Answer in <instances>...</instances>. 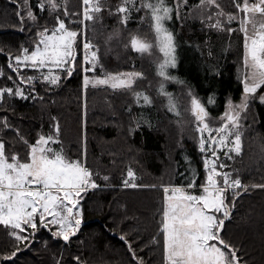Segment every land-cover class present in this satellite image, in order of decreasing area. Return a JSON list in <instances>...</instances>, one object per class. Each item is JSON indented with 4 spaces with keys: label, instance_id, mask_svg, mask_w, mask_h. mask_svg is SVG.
Returning a JSON list of instances; mask_svg holds the SVG:
<instances>
[{
    "label": "trees",
    "instance_id": "trees-1",
    "mask_svg": "<svg viewBox=\"0 0 264 264\" xmlns=\"http://www.w3.org/2000/svg\"><path fill=\"white\" fill-rule=\"evenodd\" d=\"M39 2L27 0L36 17L33 21L27 17L24 0H0V88L15 91L19 87L26 97L6 93L0 100V139L6 153L26 159L39 136L52 135L56 140L53 147L62 149L69 160L85 162L98 187L81 193V224L67 242L38 226L30 243L17 244L10 229L0 225V264H77L75 257L83 264H140L138 258L143 264H165L162 186L187 185L195 174L196 188L192 190L199 194L206 176L205 154L197 121L189 111L188 92L205 106L212 130L220 127L229 101L236 104L243 97L244 36L241 34L240 41L229 38L225 18L228 13L238 14L234 5L240 0L219 2L225 14L222 28L213 26L216 18H208L214 11L196 7L199 0H187L178 14L177 0H166L173 8L166 26L173 33L181 63L177 70L168 68L176 79L163 83L176 111L169 110L168 98L160 92L157 65L163 54L146 9L132 10L123 23V14L116 13L122 0H102L96 22L91 26L87 21L86 27L85 21L80 23L82 0H66L67 16L65 0H57L61 8L55 12H49L47 5L40 10ZM140 3L136 0L137 7ZM57 16L79 35L72 75L63 71L58 85H51L41 78L45 70L21 67L17 71L14 57L21 54L22 47L34 50L37 33L52 30ZM137 32L155 44L158 57L134 51L130 41ZM85 41L99 51L97 69L102 72L97 75H141L130 88L89 85L85 89L83 77H93L91 71H83L92 67L83 60ZM29 77L34 82L25 84ZM135 93L142 94L139 103ZM143 95L150 98V104L143 102ZM5 118L8 127L3 126ZM241 135V153L218 159L226 165L222 171L239 177L247 188L238 190L234 199L227 193V201L234 206L221 236L235 246L242 264H264V187H259L264 185V103L258 96L242 113ZM129 168L135 173L136 188L123 186ZM104 176L109 179L105 181ZM16 247L20 250L15 256L3 259Z\"/></svg>",
    "mask_w": 264,
    "mask_h": 264
},
{
    "label": "snow or ice",
    "instance_id": "snow-or-ice-1",
    "mask_svg": "<svg viewBox=\"0 0 264 264\" xmlns=\"http://www.w3.org/2000/svg\"><path fill=\"white\" fill-rule=\"evenodd\" d=\"M26 7L27 0H24ZM187 3V0H183ZM83 20L92 21L96 14L100 13L103 5L100 0H82ZM47 5L49 12H55L61 8L57 0H41L37 4L40 10ZM215 6L218 10L217 17L225 16L220 10L216 0H199L196 7ZM180 0H177L176 12L179 13ZM234 7L238 13L226 15V22L239 20V31L244 34V66L243 97L240 103L233 104L229 101V110L224 113V122L216 131L219 136H212L209 124L206 122L208 112L203 104L188 92L190 98L189 111L197 121L196 131L200 133V148L204 151L206 140L204 132L210 133L208 140L219 148H227L224 153H241L240 114L248 107L250 100L257 98L264 103V94L258 95V90H264V0H240ZM147 10L150 16L152 28L155 33L157 47L162 58L157 65V73L162 78L160 92L168 98L169 110L176 111V105L170 93L164 89L163 81L175 80L176 77L168 73V68L176 66L175 39L173 33L166 26V22L172 19L173 8L166 0H141L137 7L136 0H122L116 7V13L123 14L121 20L127 22L130 11ZM64 14L68 11L65 6ZM27 17L35 20L33 11L28 7ZM18 18L23 22L24 17L18 13ZM211 19V17H208ZM57 24L52 29L44 28L37 33L38 42L34 50L21 48V54L14 57L17 71L21 67L49 69L48 74L42 75V79L51 85H58L60 76L52 72V68L62 69L68 76L72 75L75 63V47L79 33L65 25L64 20L56 17ZM222 28L223 22L217 19L213 25ZM229 31L233 29L229 28ZM131 46L137 52H149L152 44L138 36L131 37ZM85 64H91V68L85 67L83 71L95 70L98 61L97 52L93 45L85 41L83 43ZM2 51V50H0ZM3 73L0 72V75ZM140 73L107 74L104 78L83 77V86L86 89L91 83L110 84L113 89L130 88L133 77ZM11 79V77H9ZM23 80L24 78L21 77ZM32 78H28L31 83ZM16 95L22 98L25 93L16 88H0V100L5 94ZM141 93H135L136 102H140ZM143 102L150 104L151 100L143 95ZM213 101L209 99V103ZM179 113L177 112V115ZM3 126L8 127L7 119ZM56 132H59L56 126ZM231 137V139H230ZM56 140L52 135H41L30 145L27 158L21 159L18 154L6 153L3 139H0V225L10 229L9 235L17 244L30 243L35 236L38 226H42L51 232L53 237H59L67 242L78 231L82 209L79 207L81 193L88 189L97 188L93 179V172L82 160L67 159L62 149L52 147ZM212 155L216 156L213 149ZM231 158V156H229ZM226 165L216 159H205L204 168L206 176L199 186L200 192L196 194L192 189L196 188L195 174L189 183L184 186H162L163 207L161 231L163 236L165 264H242L234 245L227 242L221 232L224 229L225 220L231 215V207L227 201V193L231 189L233 199L239 195L238 189L246 186L239 177L233 178L230 173L222 171ZM107 181L109 178L104 176ZM123 186L136 188L135 173L131 168L127 171V178L123 180ZM259 187H264L260 185ZM52 226H55L53 231ZM123 239V237H121ZM131 250V245H129ZM20 249L16 247L10 255L3 259L8 260L16 255ZM133 256L135 253L133 252ZM77 264H83L79 257L74 258ZM140 264L143 259L138 258Z\"/></svg>",
    "mask_w": 264,
    "mask_h": 264
},
{
    "label": "rangeland",
    "instance_id": "rangeland-1",
    "mask_svg": "<svg viewBox=\"0 0 264 264\" xmlns=\"http://www.w3.org/2000/svg\"><path fill=\"white\" fill-rule=\"evenodd\" d=\"M223 0H216V2L217 3H219V2H222ZM251 1V0H250ZM100 2H101V4H102V0H100ZM184 4L185 3H180V5L181 6H184ZM180 7V6H179ZM204 10H206V11H214L213 13H212V19L213 18H216V19H220L222 22H223V19H222V17L223 16H221V17H217V15H216V13H217V9L215 8V6L213 5V6H205L204 8H203ZM220 9H223V8H221L220 7ZM130 13H131V11H130ZM130 13H129V15H130ZM100 13H97L96 14V17L99 15ZM226 18V17H225ZM238 20V19H237ZM237 20H234L233 22H231V23H229L228 24V27H226V29L228 30L229 28H231V29H233L232 31H229L228 30V37L229 38H232V40H237V41H240V39H241V31H239V22H237ZM90 24H91V26H92V24L93 23H95L96 22V18L94 19V20H92V21H88ZM213 22V21H212ZM208 23H210V21H208ZM85 25H86V27H87V25H88V23H87V21H85ZM223 25H224V22H223ZM94 27V26H93ZM243 34V33H242ZM143 34H141V32H137L136 33V36H138V37H140V38H142L144 41H146V42H148V43H150V44H152V48H151V50L149 51V52H144V53H142V54H140V55H145V54H150L151 56H153V57H158V54H155V44L153 45V43H151L149 40H147V39H145L143 36H142ZM88 38V37H87ZM89 39V38H88ZM88 42V41H87ZM91 43V42H90ZM92 44V43H91ZM93 50H96V49H94V47H93ZM96 52H97V57L99 56V51L98 50H96ZM141 53V52H140ZM175 56H176V66L174 67L175 68V70H177V68L179 69V67H180V63H181V60L179 59V56H178V52H177V48L175 47ZM97 67H98V61H97V63H96V65H95V70L94 71H92V70H90L91 72H92V74H93V77H89L90 78V80L91 79H93V78H104V77H106L107 76V74L106 73H104L103 75H101V76H99V75H97L98 73H100V72H102L101 71V69H97ZM100 68V67H99ZM39 70H45L46 71V74H48V71H49V69L47 68V67H45V68H38ZM25 70V68H22V71H24ZM64 70H62V69H56V68H52V72L53 73H55V74H57V75H59L60 76V79L62 78V72H63ZM113 74H117V73H113ZM122 74H128V73H122ZM136 77H133V81H134V79H135ZM44 81V80H43ZM32 82H34V80L32 79L31 80V83ZM45 82H47V81H45ZM25 84H28L29 82L28 81H25L24 82ZM89 85H92L91 83L89 84ZM99 86H102V87H111L110 86V84H96L95 85V87H99ZM259 91V90H258ZM240 103V102H239ZM239 103H236L237 105L239 104ZM229 110V106H228V108H227V111ZM244 111H242L241 112V114H240V128H239V133H240V136H242L241 135V116H242V113H243ZM222 123L224 122V116L222 117ZM221 123V124H222ZM217 128V127H216ZM209 135H210V133L208 132L207 134H204V137H205V140H206V144H205V149H204V154H205V159L207 158V159H216L217 157H218V159L220 158V156L222 157V156H225V152L227 151V148H219L217 145H215V144H212L211 143V141L210 140H208V137H209ZM211 135L212 136H216V137H218L219 136V133L216 131V129L215 130H212V132H211ZM208 136V137H207ZM230 139H231V137H230ZM52 147H53V145H52ZM55 149H57V150H61V149H59V148H56V147H54ZM213 149H215L216 150V156L214 157L213 155H212V151H213ZM64 154V153H63ZM231 154H236L235 152H231V153H229L228 154V156H231ZM197 194V193H196Z\"/></svg>",
    "mask_w": 264,
    "mask_h": 264
},
{
    "label": "bare ground",
    "instance_id": "bare-ground-1",
    "mask_svg": "<svg viewBox=\"0 0 264 264\" xmlns=\"http://www.w3.org/2000/svg\"><path fill=\"white\" fill-rule=\"evenodd\" d=\"M181 1V0H180ZM250 2H254V0H251ZM240 15H242V13H238L237 14V16H240ZM237 22H239V20H237ZM241 34H242V32H241ZM243 36H244V34H243ZM140 54H142V53H140ZM246 70V69H245Z\"/></svg>",
    "mask_w": 264,
    "mask_h": 264
},
{
    "label": "water",
    "instance_id": "water-1",
    "mask_svg": "<svg viewBox=\"0 0 264 264\" xmlns=\"http://www.w3.org/2000/svg\"><path fill=\"white\" fill-rule=\"evenodd\" d=\"M135 51V50H134ZM135 52H137V51H135ZM206 132V131H205ZM230 219V217L227 219V220H229Z\"/></svg>",
    "mask_w": 264,
    "mask_h": 264
},
{
    "label": "built area",
    "instance_id": "built-area-1",
    "mask_svg": "<svg viewBox=\"0 0 264 264\" xmlns=\"http://www.w3.org/2000/svg\"><path fill=\"white\" fill-rule=\"evenodd\" d=\"M229 190H231V189H229ZM238 190H240V189H238ZM238 190H237V191H238Z\"/></svg>",
    "mask_w": 264,
    "mask_h": 264
}]
</instances>
